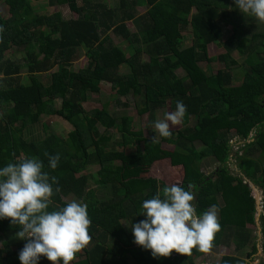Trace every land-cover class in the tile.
I'll list each match as a JSON object with an SVG mask.
<instances>
[{"label": "trees", "instance_id": "obj_1", "mask_svg": "<svg viewBox=\"0 0 264 264\" xmlns=\"http://www.w3.org/2000/svg\"><path fill=\"white\" fill-rule=\"evenodd\" d=\"M3 1L8 14L0 7V169L21 157H39L43 171L59 181L52 185L49 212L66 206L65 198L87 204L91 241L72 264H196L206 252L194 248L188 256L173 252L154 259L134 243L130 230L146 219L141 216L143 202L158 192L163 199V189L173 184L191 189L197 215L217 207L220 229L211 248L233 246L238 252L251 248L245 259L225 255L218 264L252 261L258 251L249 228L255 225L256 200L245 178L259 185L264 195V31L244 35L241 23L246 21L234 0H121L116 7L93 0H49L78 15L70 20L61 12L36 13L33 0ZM138 8L146 12L138 16ZM236 20H241L239 27ZM134 21L139 31L131 33L127 22ZM230 24L233 34L224 39ZM185 30L191 31L186 48ZM111 31L132 48L130 55L113 44ZM212 44H222L224 53L210 57ZM79 50L88 65L75 71ZM17 52L24 54L23 61ZM235 52L245 57L239 84L233 83L231 71L238 64ZM144 55L149 61L142 62ZM215 61L226 69L209 74L200 66L206 62L210 68ZM122 66L129 68L126 75L119 72ZM24 67L28 84L20 78ZM55 67L45 84L39 76ZM178 70L185 73L183 78L177 76ZM104 85H109L114 102L143 96L138 113L148 115L151 130L158 110L170 104L175 111L176 102L182 101L187 111L181 128L151 143L143 129L134 128L132 117L111 113L110 101L87 110L84 103L92 94L104 93ZM43 117L60 118L73 130L65 138L53 130L40 137L34 129L40 122L43 131L48 127ZM233 132L242 138L240 151L230 145ZM197 143L203 149H197ZM163 144L174 145V150ZM46 152L60 155L56 169L48 166ZM211 157L218 166L205 175L202 164ZM231 158L239 175L230 169ZM96 165V173H86ZM91 181L96 189L89 187ZM260 222L264 251V213ZM19 230L9 220H0V237H5L0 264H21L18 254L26 241L16 238ZM39 264L50 262L42 257Z\"/></svg>", "mask_w": 264, "mask_h": 264}, {"label": "clouds", "instance_id": "obj_2", "mask_svg": "<svg viewBox=\"0 0 264 264\" xmlns=\"http://www.w3.org/2000/svg\"><path fill=\"white\" fill-rule=\"evenodd\" d=\"M234 3L244 16L251 15L264 23V0H234ZM186 111V105L177 101L175 111H165L163 118H157L151 143L159 142V137H170V126L181 124ZM45 156L48 166L56 169L60 155L46 152ZM44 167L43 161L33 156L21 157L0 169V220L18 226L16 238L26 241L18 254L21 264H39L42 257L50 264H72L77 253L91 241L88 206L71 200L49 212L52 185L59 181L43 171ZM162 196L163 199L158 192L143 202L141 216L146 219L130 229L134 243L150 251L154 259L170 257L173 252L188 256L194 248L207 252L220 229L217 207L213 205L197 215L191 189L185 190L178 184L165 187Z\"/></svg>", "mask_w": 264, "mask_h": 264}, {"label": "rangeland", "instance_id": "obj_3", "mask_svg": "<svg viewBox=\"0 0 264 264\" xmlns=\"http://www.w3.org/2000/svg\"><path fill=\"white\" fill-rule=\"evenodd\" d=\"M121 0H93L92 3L96 4L98 2H102L107 4L109 7H116ZM33 5L35 6L36 9V13L40 14V15H51L53 13L56 12H61L63 17L66 20H70V19H77L78 15L74 12H72L69 7L67 5L65 6H52L49 3V0H33ZM80 5H82V3L80 2ZM0 7L3 11V13L5 15L8 14V9L7 6L5 5L3 0H0ZM146 12V8H138L137 9V13L138 16L143 15ZM232 21H234L232 19ZM238 23H236V26H240L239 23H241V20H236ZM244 27L245 30H242L243 33H245L244 35L246 36H251L252 34L256 33V32H261L264 31V23H259L257 20L255 19H250L249 17L247 18L246 22L241 23ZM139 24L136 23V21H134V24L132 22H127V26L128 29L130 30L131 33H136L139 31ZM232 24L225 26L224 29V33H225V38L224 39H228L232 34H233V28H232ZM190 30H185L183 35H185L186 39L183 43V47L186 48L187 46L191 45V41H190ZM110 38L113 42L114 45L122 48L128 55H130L132 48L128 47V43L120 36L116 35L114 32H110L109 33ZM208 52H209V56L210 57H217L220 54L224 53V48L222 44H212L208 47ZM13 53V52H11ZM11 55V54H10ZM17 55V59L20 61L24 60V54L23 53H16ZM233 57H235V59L238 61V64L234 67H232L231 71H232V75L234 78L233 83L234 84H239L241 83L242 79H243V75H244V71H245V67L243 64V61L245 59L244 56H241L240 54H238L237 52L233 53ZM141 60L142 62H147L149 61V58L147 57V55L141 56ZM88 65V59L84 53L83 50H79L77 53L76 58L74 59V63H73V69L75 71L79 70L80 68L86 67ZM200 66L206 70L209 74H215L220 70H224L226 69V65L221 63L220 61H215L210 65V68L208 67V64L206 62H202L200 63ZM58 69V67H55L51 72L46 73V74H42L39 76V78L45 83V84H49L50 80H51V74L53 72H55ZM209 69V70H208ZM121 75H126L129 72V68L127 66H122L119 70ZM22 76L21 78V82L28 84L29 80H28V70L27 67H24L21 71ZM177 76L180 78H183L185 76V73L183 72V70H178L177 71ZM0 80L1 79L0 77ZM104 93H99V94H92L90 97V100L87 103H84V107L87 110H92L95 107L100 108V105H103L105 103H107L108 101H110V111L111 113H115L116 115H128L130 117L133 118L134 121V128L135 129H143L145 136L148 138V140H151V138L155 135L154 128L151 130L150 127H148V122H149V117L148 115L145 116H141L138 113V107L141 106L142 103V98L143 96H135V95H131L128 97H120L118 98V100L116 102L113 101V98L110 96V91H109V85H104ZM126 105V106H125ZM61 106V100H57L56 101V107H60ZM165 111H169L171 112L172 110L170 109V104H168L164 109H160L157 111L156 115L157 118H163L164 112ZM42 122L43 125L44 123H48V127L44 129V131L42 130V124L41 122L35 127V133L37 135H39L40 137L44 136V132H46V130H53L55 134H57L60 137L65 138L67 136V134H69V132H71L73 130V127L71 125H69L67 122L63 121L60 118L57 117H51V118H46L43 117L42 118ZM193 124V122H192ZM181 128V124L176 125V126H170V130L172 129H180ZM100 131L103 132L104 129L100 128ZM110 134L114 136L115 139H117L119 137V135L117 134V132L115 130H111ZM156 135H158V133H156ZM230 145H233V149L234 151H236L237 148L240 147V144L242 143V138L239 137L235 132L230 134ZM163 147L165 149L174 150V145H165L163 144ZM203 145L197 143L196 144V148L197 149H203ZM240 151V149L238 150ZM128 152H133V149H129ZM244 153V151L240 152V155H242ZM234 156V154L232 155V157ZM232 158L230 159L229 162L231 163H235L233 161ZM95 167V168H94ZM215 167L217 168V162L215 160H213V158H208L206 161L204 160L203 164H202V169L205 175H211L212 173H214V169ZM157 169L161 170L162 167L159 166ZM99 170V166H93V167H89V170L86 171L87 174L89 173H95L96 171ZM237 171V170H236ZM239 171V170H238ZM167 179V178H166ZM249 183V180H248ZM251 183V182H250ZM90 188H95V184L93 183V181L90 182L89 185ZM256 188V187H255ZM97 195L100 197L103 195L102 191H96ZM257 193V195H256ZM255 195L257 196L258 199V211H260L261 209V202L259 201V194L258 192H256L255 190ZM101 199H105V196L100 197ZM66 201H71V200H76L77 202H80L79 200L75 199V198H65ZM262 212V210H261ZM260 214V213H258ZM125 225H127V227H129V224L126 223ZM133 226V225H132ZM132 226L130 228H132ZM260 223L258 222L254 227L251 226V229L253 230V234L256 237V243H257V247H258V251L255 254V256L253 257L252 261H247V264H264V254H263V248H262V244H263V240H262V234L261 229L259 228ZM261 227V226H260ZM5 241V237H0V245L3 246V243ZM249 250L251 248H248ZM225 255H234V256H239L242 258H246V253H239L235 250V248L232 246L230 248H226V247H216V248H210L203 257L196 259L195 263L196 264H218L219 261L221 260V258Z\"/></svg>", "mask_w": 264, "mask_h": 264}, {"label": "crops", "instance_id": "obj_4", "mask_svg": "<svg viewBox=\"0 0 264 264\" xmlns=\"http://www.w3.org/2000/svg\"><path fill=\"white\" fill-rule=\"evenodd\" d=\"M240 15L244 18V20L246 21L247 20V18H248V16L247 15H245L244 16V14L243 13H241L240 12ZM246 18V19H245ZM242 144V143H241ZM240 144V145H241ZM213 160H215L214 158H213ZM206 161V160H205ZM216 161V160H215ZM231 161H233V162H235V160H231ZM217 162V161H216ZM217 166H218V164H217ZM229 166H230V169L234 172V174L235 175H239L240 174V170L237 168V165H236V162L235 163H231V162H229ZM91 167H93V166H91ZM95 168V167H94ZM237 170V171H236ZM239 170V171H238ZM202 171H203V169H202ZM97 172V171H96ZM95 172V173H96ZM245 180H246V182L248 183V180L245 178ZM251 182V183H250ZM249 185H250V187H251V189H252V193H253V196H254V198H255V200H256V221H255V225L259 222L260 223V226H261V222H260V217H261V215L264 213V195H263V191L260 189V187H259V185H257V184H255L254 182H252V181H250L249 180V183H248ZM256 187V188H255ZM255 190H256V192H258V194H259V201L261 202V210H262V212H261V210L260 211H258V199H257V193H256V195H255ZM258 213H260V214H258ZM255 225H253L252 227H254ZM259 226V228L261 229V234H262V228ZM250 229H251V226L249 227ZM252 230V229H251ZM253 236H254V234H253ZM255 237V236H254ZM262 240H263V235H262ZM255 243H256V237H255ZM256 245H257V243H256ZM221 247H225V246H221ZM226 248H228V247H226ZM250 248V247H249ZM262 248H263V244H262ZM257 249H258V247H257ZM238 252V251H237ZM248 252H250V250L249 249H246V250H244V251H241V252H239V253H246V255H247V253ZM263 254H264V251H263ZM255 256V255H254ZM237 257H239V256H237ZM242 258V257H241ZM245 259V258H244Z\"/></svg>", "mask_w": 264, "mask_h": 264}, {"label": "built area", "instance_id": "obj_5", "mask_svg": "<svg viewBox=\"0 0 264 264\" xmlns=\"http://www.w3.org/2000/svg\"><path fill=\"white\" fill-rule=\"evenodd\" d=\"M236 150H238V148Z\"/></svg>", "mask_w": 264, "mask_h": 264}]
</instances>
